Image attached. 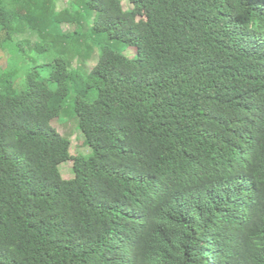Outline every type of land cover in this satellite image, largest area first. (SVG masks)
Here are the masks:
<instances>
[{
    "label": "trees",
    "instance_id": "trees-1",
    "mask_svg": "<svg viewBox=\"0 0 264 264\" xmlns=\"http://www.w3.org/2000/svg\"><path fill=\"white\" fill-rule=\"evenodd\" d=\"M128 1L0 0V264H264V0Z\"/></svg>",
    "mask_w": 264,
    "mask_h": 264
},
{
    "label": "rangeland",
    "instance_id": "rangeland-1",
    "mask_svg": "<svg viewBox=\"0 0 264 264\" xmlns=\"http://www.w3.org/2000/svg\"><path fill=\"white\" fill-rule=\"evenodd\" d=\"M128 0H123V7L125 10L130 9V5L128 3ZM68 6V0H58V10L59 12H62L65 8H67ZM74 29V27H70V26H64V31L65 32H72ZM24 37H21V39H23ZM33 41L36 42L37 38L33 37ZM124 52V51H123ZM129 58L134 59L137 56V52L134 49H128L125 53ZM8 55L6 53H3L0 55V64L1 66H7L8 64ZM74 91V90H72ZM54 127L58 130L59 134L64 136V137H68L70 136L71 142H72V152L73 155L77 156L78 153V144L84 142V137L83 134L77 130L79 133H74V131L76 130L74 126V124L71 122L69 123L67 120L61 119V121H56L54 123ZM92 149L89 148V150H83L80 153L83 155H90L92 154ZM73 162L70 161L68 163H64L62 165V173L64 175L65 179H69L72 176V172H73Z\"/></svg>",
    "mask_w": 264,
    "mask_h": 264
}]
</instances>
